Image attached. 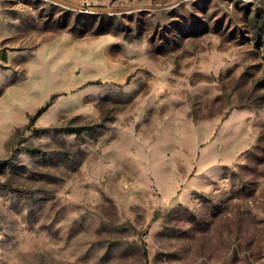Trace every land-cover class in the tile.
<instances>
[{"label": "rangeland", "instance_id": "1", "mask_svg": "<svg viewBox=\"0 0 264 264\" xmlns=\"http://www.w3.org/2000/svg\"><path fill=\"white\" fill-rule=\"evenodd\" d=\"M0 34V264H264V0H0Z\"/></svg>", "mask_w": 264, "mask_h": 264}, {"label": "trees", "instance_id": "2", "mask_svg": "<svg viewBox=\"0 0 264 264\" xmlns=\"http://www.w3.org/2000/svg\"><path fill=\"white\" fill-rule=\"evenodd\" d=\"M45 109H46V106L40 108V109L36 112V114L34 115V118H36V117H38L39 115H41V114L43 113V111H45Z\"/></svg>", "mask_w": 264, "mask_h": 264}, {"label": "crops", "instance_id": "3", "mask_svg": "<svg viewBox=\"0 0 264 264\" xmlns=\"http://www.w3.org/2000/svg\"><path fill=\"white\" fill-rule=\"evenodd\" d=\"M1 35V34H0Z\"/></svg>", "mask_w": 264, "mask_h": 264}]
</instances>
